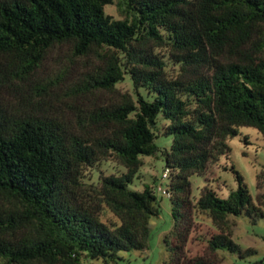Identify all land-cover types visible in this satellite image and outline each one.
<instances>
[{"label": "trees", "instance_id": "trees-1", "mask_svg": "<svg viewBox=\"0 0 264 264\" xmlns=\"http://www.w3.org/2000/svg\"><path fill=\"white\" fill-rule=\"evenodd\" d=\"M110 3L0 0V264L146 249L160 205L152 186L131 188L146 156L169 171L163 264L243 257L252 249L232 239V216L263 217L264 194L254 202L231 166L235 189L207 184L192 200L190 177L228 156L240 126L264 136V0H117L119 19ZM125 75L132 92L117 87ZM109 157L126 171L86 181ZM189 242L203 247L191 254Z\"/></svg>", "mask_w": 264, "mask_h": 264}, {"label": "rangeland", "instance_id": "rangeland-1", "mask_svg": "<svg viewBox=\"0 0 264 264\" xmlns=\"http://www.w3.org/2000/svg\"><path fill=\"white\" fill-rule=\"evenodd\" d=\"M105 12L114 19L121 18L117 10V0L105 6ZM161 54H167V48L159 50ZM169 75H175L177 66L170 62L166 68ZM122 92H132L133 87L128 75L117 84ZM162 124V123H161ZM160 126V123H159ZM155 142L160 147L169 148L171 136L158 134ZM230 148L228 156H221L220 159L208 167L204 175L194 174L190 177L191 198L196 200L204 185L209 184L216 189L218 194L226 196L230 190L237 186V181L231 166L242 176L244 183L252 196L254 202L258 194H264V136L254 127L240 126L238 134L227 140ZM143 164L136 177L133 179L131 188L141 190L145 184L156 188V185H167L168 180H162L163 162L157 156H146L142 158ZM126 171L114 157L99 161L93 167L85 171V180L96 183L101 175L120 174ZM261 175L258 178V175ZM262 181L259 188L257 182ZM156 192L160 205V214L151 219L152 231L148 239V246L144 250L120 251L119 258L113 263H106L103 260H86V264H163L167 254L163 244V236L173 226L171 216V203L167 196ZM264 210V203L262 205ZM231 217V216H230ZM199 221L210 224V220L204 216L197 217ZM236 222L232 239L242 248H251L252 251L244 253L243 257L237 253L226 250H219L218 257L223 264H264V216L252 221L244 214L232 216ZM202 243L189 242L187 250L195 254L202 249Z\"/></svg>", "mask_w": 264, "mask_h": 264}, {"label": "built area", "instance_id": "built-area-1", "mask_svg": "<svg viewBox=\"0 0 264 264\" xmlns=\"http://www.w3.org/2000/svg\"><path fill=\"white\" fill-rule=\"evenodd\" d=\"M168 175H169L168 169H164L162 171L161 179L162 180H167L168 179ZM154 191H157L161 195H165L168 198L170 197V192H169V189H168L167 185L166 186H163L162 184L156 185V188H154Z\"/></svg>", "mask_w": 264, "mask_h": 264}]
</instances>
